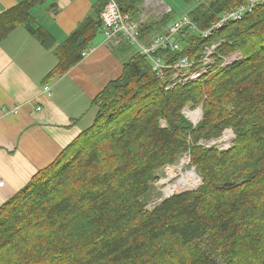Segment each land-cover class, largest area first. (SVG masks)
<instances>
[{"label": "trees", "instance_id": "obj_1", "mask_svg": "<svg viewBox=\"0 0 264 264\" xmlns=\"http://www.w3.org/2000/svg\"><path fill=\"white\" fill-rule=\"evenodd\" d=\"M146 1L117 3L139 22ZM245 1L200 2L188 13L198 31L182 32L181 51L155 52L167 64L188 57L198 69L203 48L217 45L208 72L187 85L171 87L173 71L158 78L146 56L120 44L122 75L94 98L93 124L0 207V264H264V4L208 38L199 33ZM43 2L1 13L0 43L20 26L52 49L31 15ZM169 19L142 23L139 36L161 34ZM101 27L98 15L86 18L54 49L47 78L79 64ZM199 105L194 126L182 112ZM227 128L230 148L206 147ZM185 155L201 185L148 207L158 170Z\"/></svg>", "mask_w": 264, "mask_h": 264}, {"label": "crops", "instance_id": "obj_2", "mask_svg": "<svg viewBox=\"0 0 264 264\" xmlns=\"http://www.w3.org/2000/svg\"><path fill=\"white\" fill-rule=\"evenodd\" d=\"M25 1L0 0V14ZM107 3L44 0L31 15L50 34L52 49L24 27L14 29L0 43V178L5 182L0 207L93 124L94 98L122 75L126 56L121 59L111 49L120 44L107 43L101 27L87 57L65 75L47 78L57 65L54 49L86 18L95 14L100 18ZM45 86L51 89L50 95ZM15 107L19 112L10 114Z\"/></svg>", "mask_w": 264, "mask_h": 264}, {"label": "built area", "instance_id": "obj_3", "mask_svg": "<svg viewBox=\"0 0 264 264\" xmlns=\"http://www.w3.org/2000/svg\"><path fill=\"white\" fill-rule=\"evenodd\" d=\"M263 4L264 0H246L244 4L221 14L218 17V20L214 22L208 30L199 31V33L203 38H208L214 31L222 29L229 23L242 20L245 15L253 12L256 7ZM170 12V9H168L167 13ZM100 20L104 38L107 43L121 44L122 42H129L131 44H136L138 46V51L152 62L153 70L160 79H165V70L173 71V74L170 77V83L174 84L171 87L176 85H187L188 83L195 82L208 72V68L211 64V56L215 53L217 45H206L203 48L198 69L193 68L197 63L188 57H181L174 63L167 64L164 60L154 56L155 52L159 49L169 48L172 51L180 52L181 47L178 40L180 39L182 32L187 28L190 29V31H198V28L192 22L188 14L176 19L165 29L164 32L155 36L149 47L143 46L138 42L140 25L143 21H131V18L122 12L117 0H108V3L100 15ZM92 51V48H88L84 51L82 54L83 58L87 57ZM240 58L241 56L238 52L233 56L225 58L223 65L227 67ZM45 91L50 95L51 89L45 86ZM36 110L41 111V108L38 107ZM18 112L19 108L15 107L10 111V114L15 115ZM231 139V134L226 133L224 135V141H226V143L231 141ZM4 185L5 182L0 178V188H3Z\"/></svg>", "mask_w": 264, "mask_h": 264}, {"label": "rangeland", "instance_id": "obj_4", "mask_svg": "<svg viewBox=\"0 0 264 264\" xmlns=\"http://www.w3.org/2000/svg\"><path fill=\"white\" fill-rule=\"evenodd\" d=\"M150 2H145L143 5V14L141 17V21L143 23H158L161 21H164L166 17H170L169 23L166 24L162 29L165 31V29L176 19L181 18L184 15H187L192 9H194L200 2L202 1H211V0H192V1H186V0H147ZM162 4V5H161ZM170 9L169 14L167 13V10ZM163 31V32H164ZM157 35V31H153L149 34H145L144 37L139 36L138 37V42L146 47H149L151 42L153 41L154 37ZM131 48L130 53L138 51V46L136 44H131L127 42ZM114 45H117L114 43ZM123 46L124 45H118L115 48H112L115 53L120 55L122 58H124L128 53H124L123 51ZM125 47V46H124ZM196 111H200V117L198 118L195 115ZM183 115L188 119L189 122H191L194 126H196L203 118V108L202 105H199L198 107L195 108H190L187 106L186 108L183 109ZM226 133L231 134L232 139L234 141L235 139V134L234 131L231 128H227V130L224 131L222 136L216 140H212L209 143L206 144V147H218L222 149L230 148L233 141H229L226 143L224 141V135ZM203 144V142H201ZM204 145V144H203ZM190 162L191 158L188 155H185L179 162L175 165H166L165 167H162L161 169L158 170L156 173L157 180L156 182L153 183V193L152 195L149 196V202L150 207L151 205L155 204L159 200H164L166 198H169L176 193L183 192L185 190H193L198 188L201 185V178L195 171V169L192 167L190 168ZM180 167V168H179ZM187 171H195L197 175V183L193 187H187L185 189H182L180 191H175L174 193L169 194L168 190L171 186L176 184L181 178H182V173H187ZM154 196L155 200L152 202L151 198ZM157 196V197H156Z\"/></svg>", "mask_w": 264, "mask_h": 264}, {"label": "bare ground", "instance_id": "obj_5", "mask_svg": "<svg viewBox=\"0 0 264 264\" xmlns=\"http://www.w3.org/2000/svg\"><path fill=\"white\" fill-rule=\"evenodd\" d=\"M20 27V26H19ZM195 115L199 118L200 117V111H196ZM180 168V167H179ZM182 178L173 186H171L168 190V193H174L175 191H180L182 189H185L187 187H193L197 183V175L195 171H187V173H182Z\"/></svg>", "mask_w": 264, "mask_h": 264}]
</instances>
